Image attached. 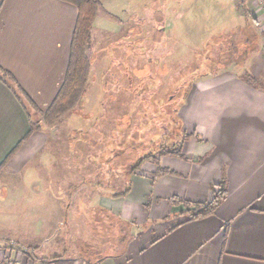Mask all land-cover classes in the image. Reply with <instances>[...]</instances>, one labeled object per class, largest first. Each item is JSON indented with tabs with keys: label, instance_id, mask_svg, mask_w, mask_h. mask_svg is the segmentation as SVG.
<instances>
[{
	"label": "crops",
	"instance_id": "obj_1",
	"mask_svg": "<svg viewBox=\"0 0 264 264\" xmlns=\"http://www.w3.org/2000/svg\"><path fill=\"white\" fill-rule=\"evenodd\" d=\"M161 1L157 12L148 11V22L145 5L127 14L118 8L109 11L98 44L105 50L103 56L120 64L112 49L127 45L130 38L143 39L145 27L177 37L180 30L174 24H181L195 6L186 5L188 0ZM229 1L237 9L243 2ZM250 2L257 12L258 0H247L248 8ZM223 7H217L220 15ZM255 11L244 14L245 18L253 14L254 30L257 23L264 25V15H254ZM78 16V9L62 0H0V67L15 77L41 112L50 107L66 79ZM170 18L175 22H168ZM181 28L188 34L190 27ZM253 36L249 45L258 41L257 34ZM260 37L264 40V31ZM253 47L247 49L248 69L259 77L264 75V58L258 59L264 48ZM106 64L103 58L101 65ZM101 65L98 70L103 71ZM246 71L243 64L197 80L182 108L190 136L184 158L145 163L115 194L111 180L82 181L81 163H54L53 155L63 150L57 144L60 123L34 132L4 164L30 132L31 123L13 90L0 80V243L34 249L38 264H264V86L245 78ZM162 169L169 173L161 174ZM222 183L228 194L216 213L187 222L186 206L176 201L209 203ZM84 190L89 191L87 197L82 196ZM75 200L76 208L92 217L89 254L81 250L80 227L79 236L77 230L62 234ZM177 216L183 217L175 223ZM106 222L111 228L119 226L126 238L113 251L108 236L112 230L103 227Z\"/></svg>",
	"mask_w": 264,
	"mask_h": 264
},
{
	"label": "rangeland",
	"instance_id": "obj_2",
	"mask_svg": "<svg viewBox=\"0 0 264 264\" xmlns=\"http://www.w3.org/2000/svg\"><path fill=\"white\" fill-rule=\"evenodd\" d=\"M120 1L102 0L101 2L102 7L97 15L99 30H95L97 45L93 47L92 27V41L88 51L92 66L91 76H95L96 80L91 81L92 77H90L89 87L83 96L84 104L78 108L81 115L68 113L55 124H61L60 142L57 144H62L63 150L59 151L60 155H53L54 161L56 160L54 163H68V165L81 163L82 181L96 180L99 183H107L111 180L114 183L112 189L114 194L120 193L125 187L127 176L133 172L141 159L158 153L161 146L159 141L165 130L162 123L170 120V117H164L166 112H161V107L165 106L168 115L172 107L164 103L168 102L170 93L181 89L178 85L183 80L193 77L190 84H194L204 76L217 75L222 73V70L239 69L244 64L245 69L248 70L245 72V78L264 86V75L259 77L251 75L247 60L249 58L247 49L254 48L253 46L259 50L264 48V40L260 37L261 32L264 31V25L257 23V29L254 30L252 22L254 20L252 13L259 17L264 15L262 11L264 0H258L257 9L260 11L257 10V12L251 2V8L247 7L248 4L241 3L237 9L229 0H188L189 4L186 5L191 7L192 4L195 7L189 9L181 24L177 22L179 26L174 24L178 27L176 29L180 30L177 37L176 35L170 37L168 33L164 35L157 30L155 32L146 30L145 27L143 39L130 38L129 41L127 40V45L123 43L118 48L112 49L113 58L120 61V64L115 65L108 57L103 56L105 50L98 47L104 36L101 23L108 12L118 8L120 12L127 14L136 9L135 7L139 6L140 9L142 5H145L148 22V11L157 12L163 2L160 0L158 4L159 0H123L119 4ZM216 6H224V13L220 15L218 12L220 8ZM177 8L179 4H176ZM248 9L255 12L251 13L250 18L247 16L245 18L244 14L248 13ZM238 10L242 17H239ZM123 17H125L124 14ZM167 20L171 23L175 22L172 18ZM132 24L135 25V22L133 21ZM181 27H190L188 34L184 33L186 31ZM136 32L132 33V36L136 35ZM172 32L176 34L174 30ZM138 33L140 36V25ZM253 33L257 34L258 41L254 45H249L247 41L254 37ZM131 42L135 43L132 45ZM92 47L94 49H91ZM263 55L258 59H263ZM103 58H107V64L101 65V67L104 66L103 71L97 70ZM127 68L129 72L125 74L123 71ZM243 72V70L240 71V73ZM159 76H162L160 85L158 84ZM117 79L121 81L117 82ZM188 84L189 82L186 86ZM188 87L189 85L184 89V94L189 91ZM187 97V95L181 97L179 105L181 118H183L182 108L187 102ZM35 119L39 118L36 116ZM174 126L173 122L169 123L167 131L174 132ZM165 134L168 139L166 143L170 147L174 144L173 139L167 132ZM52 147L56 148V144ZM83 163H93L98 168L94 170ZM95 171L98 172L95 174ZM83 195L87 197L89 191L84 190ZM85 212L83 208H76L75 200V205L65 218L66 223L62 226L64 228L62 234L63 236L75 234V230L78 231L80 227L81 239L84 240L81 245L83 247L84 244V248L81 250L89 254L92 247H90L91 234L88 225L92 217L88 212L86 216H83ZM182 217L177 216L175 223L180 222ZM113 225L112 228L107 222L103 225L104 229L108 226V229L112 230L108 233L114 242L111 251L121 246L117 243L119 240L126 239L121 237L119 226ZM81 233L79 234L78 231V236ZM0 249L6 251V254L0 252V264H11L13 261V264H38L34 249L21 248L13 243H0Z\"/></svg>",
	"mask_w": 264,
	"mask_h": 264
},
{
	"label": "trees",
	"instance_id": "obj_3",
	"mask_svg": "<svg viewBox=\"0 0 264 264\" xmlns=\"http://www.w3.org/2000/svg\"><path fill=\"white\" fill-rule=\"evenodd\" d=\"M62 1L74 5L79 11V16L73 36L72 52L68 73L62 88L60 89L56 99L53 101L50 107L45 112L39 111L34 102L20 88L15 77L11 73L0 67V80L13 90L18 101L26 109L27 115L31 123L30 132L28 133L26 138L23 139V141L20 142L19 145L10 153L4 164L9 162V160L19 150L23 142L34 132L46 126H55V124L68 113L81 114L78 108L84 104L83 96L89 87L90 77H92V66L88 51L90 50L92 41V27L97 18L101 0ZM242 1L243 5H245L247 2V0ZM92 79L93 77L91 78V81ZM191 80H193V77L183 80L181 82V85H185L187 81ZM190 83L188 84L189 91L187 93L184 94L183 91L178 92V94L175 95L174 100H170V103H166L167 106L171 107H173L174 104L176 105L175 113H173L172 108H170L169 114L167 115V109H165L166 114H164V117H170L171 122L175 124L174 132H172L171 135L174 144L169 147L166 143L168 139L165 136H162L159 141V144L161 146L159 147L160 149L158 153L150 154L147 157L141 159L132 173L138 171L145 163L152 162L157 164L159 163L160 159L164 157H177L182 159L184 158L183 147L187 140L190 139V136L187 135V133L185 132L184 121L179 115V110L181 109L179 105L181 102V97L183 95H189L193 87V84ZM187 86L185 85V89L187 88ZM39 115L41 117H39ZM36 116L39 119H35ZM171 122L169 120L162 124L163 126L166 125V128H168L169 123ZM160 172L161 174L169 173V171L163 169L160 170ZM227 194L228 192L226 185L222 183L218 185L217 189L214 190L212 201H210L209 203L192 204L183 201L176 202L182 203L184 204V206H186L187 211L184 213V215L187 218L186 221L191 222L213 216L216 213L220 204L227 198ZM24 251L28 252V250Z\"/></svg>",
	"mask_w": 264,
	"mask_h": 264
},
{
	"label": "flooded vegetation",
	"instance_id": "obj_4",
	"mask_svg": "<svg viewBox=\"0 0 264 264\" xmlns=\"http://www.w3.org/2000/svg\"><path fill=\"white\" fill-rule=\"evenodd\" d=\"M100 65H101V64H100ZM100 65H99V66H100ZM99 66H98V67H99ZM98 69H99V68H98ZM98 69H97V70H98ZM123 72H124L125 74H128V72H129L128 68H127V70H124ZM161 78H162V76H159V78H158V84H159V85L161 84V83H160V82H161ZM93 80H94V81L96 80V77H95V76L93 77ZM120 81H121V80L117 79V82H120ZM188 82L190 83L191 81H187V83H188ZM185 85H186V84H185ZM185 85H183V84L181 85V83H180L178 86H179V88H181V89H180V90H175L173 93H170V94L168 95V97H169L168 100H167L168 102H166V103H170V102H169L170 100H174L177 91H178V92H182V91H184V89H185ZM166 103H164V105H166ZM180 104H181V102H180ZM146 105L149 107V103H148V101H146ZM165 109H166L165 106H164V107H161V112H162V111L165 112V111H166ZM172 110H173V113L176 112V105H175V104L173 105ZM170 122H171V118H170ZM163 127H164V129H165V130H164V133H163V134H164L163 136L167 135V134H165V133L167 132L168 134H170V137H172V136H171L172 132H171V131H167L166 125H164ZM168 137H169V136H168ZM166 138H167V137H166Z\"/></svg>",
	"mask_w": 264,
	"mask_h": 264
},
{
	"label": "built area",
	"instance_id": "obj_5",
	"mask_svg": "<svg viewBox=\"0 0 264 264\" xmlns=\"http://www.w3.org/2000/svg\"><path fill=\"white\" fill-rule=\"evenodd\" d=\"M14 262V261H13ZM13 262H11V264H13Z\"/></svg>",
	"mask_w": 264,
	"mask_h": 264
}]
</instances>
